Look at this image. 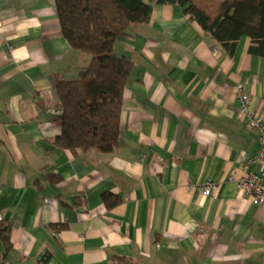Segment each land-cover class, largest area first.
<instances>
[{
  "label": "crops",
  "instance_id": "1",
  "mask_svg": "<svg viewBox=\"0 0 264 264\" xmlns=\"http://www.w3.org/2000/svg\"><path fill=\"white\" fill-rule=\"evenodd\" d=\"M144 1L149 21L113 44L132 68L103 154L52 144L57 81L89 61L53 0H0V264H264V207L236 186L260 143L235 87L264 123V56L245 35L230 54L183 7Z\"/></svg>",
  "mask_w": 264,
  "mask_h": 264
},
{
  "label": "trees",
  "instance_id": "2",
  "mask_svg": "<svg viewBox=\"0 0 264 264\" xmlns=\"http://www.w3.org/2000/svg\"><path fill=\"white\" fill-rule=\"evenodd\" d=\"M157 2L183 7L184 15L196 21L228 53L234 52L237 41L245 35L255 44L251 51L264 56V0ZM53 4L61 33L72 48L89 56V61L76 79L57 81L61 130L52 144L73 153L77 149L113 153L119 140L123 91L132 68L125 56L115 55L113 44L129 34L130 25L147 23L151 6L144 0H53ZM3 224L0 220V237L8 249L10 242Z\"/></svg>",
  "mask_w": 264,
  "mask_h": 264
},
{
  "label": "built area",
  "instance_id": "3",
  "mask_svg": "<svg viewBox=\"0 0 264 264\" xmlns=\"http://www.w3.org/2000/svg\"><path fill=\"white\" fill-rule=\"evenodd\" d=\"M1 21V18H0ZM1 26V23H0ZM236 97L238 101V111L240 114L245 115L248 118L247 126L249 129L255 131L258 134L260 143V149L254 162L258 166L257 172L249 170L245 175L236 180V186L239 190L250 200V202L257 206L264 207V123L263 116H254V112L251 109V99L243 88L242 84H237ZM61 109L55 110L57 115L61 114ZM232 178V177H231ZM217 184L212 182H206L202 186V192L204 195H211L216 189ZM1 219V214H0Z\"/></svg>",
  "mask_w": 264,
  "mask_h": 264
}]
</instances>
